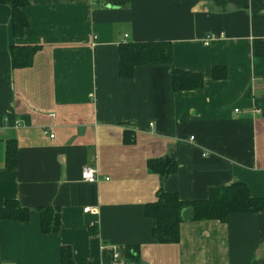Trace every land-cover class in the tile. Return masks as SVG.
<instances>
[{
	"label": "crops",
	"instance_id": "crops-1",
	"mask_svg": "<svg viewBox=\"0 0 264 264\" xmlns=\"http://www.w3.org/2000/svg\"><path fill=\"white\" fill-rule=\"evenodd\" d=\"M24 11L15 36L0 5V210L15 199L30 217L0 220V264H62L65 246L75 264H131L128 244L140 264H264V212L191 221L184 209L179 242L166 244L145 214L161 186L193 201L241 181L264 198V0H31ZM131 41L169 42L173 60L125 78L119 46ZM17 45L39 46L30 67H13ZM175 69L202 74L203 88L175 91ZM165 156L178 171L163 182L148 163ZM50 207L62 226L45 234Z\"/></svg>",
	"mask_w": 264,
	"mask_h": 264
},
{
	"label": "trees",
	"instance_id": "trees-1",
	"mask_svg": "<svg viewBox=\"0 0 264 264\" xmlns=\"http://www.w3.org/2000/svg\"><path fill=\"white\" fill-rule=\"evenodd\" d=\"M31 0H0L1 4L11 7L12 32L22 36L30 20L24 11ZM120 75L131 78L136 66L170 64L172 62V45L166 41L126 42L120 44ZM38 45H17L9 48L13 67H30ZM215 79L226 76L224 67H214ZM173 88L175 91H190L203 88L204 77L200 73L175 69L173 71ZM9 164H16V144L11 140L7 144ZM149 169L164 179L178 171V164L171 156L161 159H150ZM190 210V220H219L226 222L230 215L237 213L264 212V198L253 197L249 187L241 181L211 188L205 200L183 201L176 193L165 189L157 193V199L147 204L145 214L154 217L157 225L153 236L159 243H177L181 237L180 224L184 220L183 210ZM30 217L28 207L20 205L15 199H7L0 210V220L27 221ZM42 232L56 233L62 226L60 211L57 208L41 209ZM126 260L131 264H140V247L128 244ZM61 252L62 264H75L72 249L65 246Z\"/></svg>",
	"mask_w": 264,
	"mask_h": 264
},
{
	"label": "built area",
	"instance_id": "built-area-1",
	"mask_svg": "<svg viewBox=\"0 0 264 264\" xmlns=\"http://www.w3.org/2000/svg\"><path fill=\"white\" fill-rule=\"evenodd\" d=\"M216 38L215 35H206L204 37V42L205 44L212 42ZM236 111H239L238 108L235 109ZM51 137H54V135H51ZM97 169L94 168L93 166H85L82 170L81 177L84 181L88 183L96 182L98 180V173ZM108 179V178H107ZM88 211V209H87Z\"/></svg>",
	"mask_w": 264,
	"mask_h": 264
}]
</instances>
